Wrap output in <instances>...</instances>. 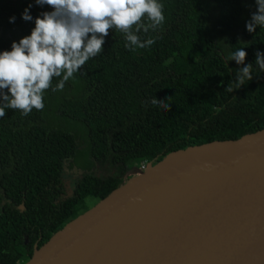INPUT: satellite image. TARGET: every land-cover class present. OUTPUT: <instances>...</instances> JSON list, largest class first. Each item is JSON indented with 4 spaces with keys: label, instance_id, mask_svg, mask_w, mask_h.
<instances>
[{
    "label": "trees",
    "instance_id": "obj_1",
    "mask_svg": "<svg viewBox=\"0 0 264 264\" xmlns=\"http://www.w3.org/2000/svg\"><path fill=\"white\" fill-rule=\"evenodd\" d=\"M159 2L165 22L140 34L154 45L131 51L124 35L110 30L102 53L63 91L44 93L43 110L24 116L6 109L0 118V264H23L143 163L264 128V72L255 64L256 51L264 52V28L246 30L255 0ZM29 4L33 19L25 21ZM51 10L35 0H0V51L11 50ZM242 47L243 65L226 62ZM248 64L253 79L227 92L235 71ZM153 98L168 99L169 111ZM74 166L81 173L71 187L65 167Z\"/></svg>",
    "mask_w": 264,
    "mask_h": 264
},
{
    "label": "water",
    "instance_id": "obj_2",
    "mask_svg": "<svg viewBox=\"0 0 264 264\" xmlns=\"http://www.w3.org/2000/svg\"><path fill=\"white\" fill-rule=\"evenodd\" d=\"M23 264H264V128L132 169Z\"/></svg>",
    "mask_w": 264,
    "mask_h": 264
},
{
    "label": "clouds",
    "instance_id": "obj_3",
    "mask_svg": "<svg viewBox=\"0 0 264 264\" xmlns=\"http://www.w3.org/2000/svg\"><path fill=\"white\" fill-rule=\"evenodd\" d=\"M257 11L246 22V30L254 33L264 28V0H255ZM38 6H49L35 18L29 35L13 41L11 50L0 51V118L6 109L19 110L27 116L33 109H44V93L63 91L66 82L92 58L104 50L110 30L124 35V47L131 51L145 49L156 43L151 36L141 39V33L155 32L165 22L164 5L159 0H35ZM29 4L22 19H33ZM10 22L15 17L9 18ZM247 52L239 48L226 57L243 65ZM255 64L264 72V52L256 51ZM253 64L239 67L235 78L225 90L232 93L253 79ZM58 82L53 87V80ZM167 100L153 98L151 103L166 111ZM217 108L216 111H221Z\"/></svg>",
    "mask_w": 264,
    "mask_h": 264
},
{
    "label": "rangeland",
    "instance_id": "obj_4",
    "mask_svg": "<svg viewBox=\"0 0 264 264\" xmlns=\"http://www.w3.org/2000/svg\"><path fill=\"white\" fill-rule=\"evenodd\" d=\"M142 166H145V164L143 163ZM65 172H66L67 182L72 187V183L80 175L81 169L77 166H74L72 169H68L67 167H65Z\"/></svg>",
    "mask_w": 264,
    "mask_h": 264
}]
</instances>
